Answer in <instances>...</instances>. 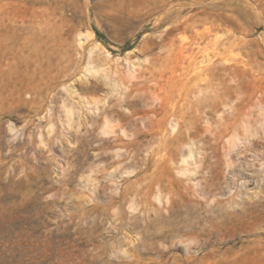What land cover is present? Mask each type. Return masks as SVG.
<instances>
[{"label": "rangeland", "instance_id": "rangeland-1", "mask_svg": "<svg viewBox=\"0 0 264 264\" xmlns=\"http://www.w3.org/2000/svg\"><path fill=\"white\" fill-rule=\"evenodd\" d=\"M59 1L61 4L74 2L79 5L76 11L77 17L65 27L68 41L64 55L70 56L66 58H71L70 63H67L70 67L57 83L53 84L54 88L45 95L44 108L50 110L47 119L41 120L33 113L29 116L28 113H24L19 115L18 121H15L21 130L14 141L15 144L23 143L25 138L32 140L33 134L37 133L42 125L50 145H41L40 136L37 135L31 147L24 150L19 147L11 153L8 146L13 142L12 134L7 119L3 121L6 130L4 135L6 147L0 155V264H159L160 262L157 254L149 252L144 247H140V251L132 258L124 254L127 250L134 252L135 245L131 243L133 234H129L134 223L138 226L137 231L149 225L150 233L145 234L144 240L148 243L156 241L163 247L161 240H153L151 236L158 227L154 219L157 215L155 212L150 218L148 216L147 220L144 219V215L130 220L126 218L124 212L122 216L124 220H119L116 224L114 218H109L108 215L102 216L99 220L97 218L95 233L91 235L95 224V217L91 216L94 201L91 202L88 195L91 194L95 198L96 193H90L85 178L91 175L100 179L101 183H107L111 178L106 175L107 170L116 165L119 159L116 157V148L124 142L131 141L133 137H121L104 142L110 139V136H103L95 124L101 111L81 109L82 104L77 101V121H82V126L79 128L74 124L73 127H68L63 126L61 122L62 101L64 99L72 101L71 95L63 88L64 84L75 81L76 88L82 92L83 87L90 85L91 82H103L102 78L91 76L88 84L79 80V73L86 66V62L84 56L79 54L82 49L78 48L75 37L82 32L94 35V38L86 41L84 46L97 42L108 50L114 59L122 57L119 63L122 73L128 70V64L123 61L124 57L133 51L134 62L139 60L143 62L146 58L152 59L160 55L164 65L159 67L168 70L175 66L180 73L187 70L191 57L196 58V61L200 62L199 65L215 63L219 68L221 87L240 85L239 89L226 93V104L225 107L222 106L220 113L223 124L226 121L236 122V129L232 128L229 132L233 133L235 129L240 137H250L247 142H239V146L231 154V157L238 162L236 173H240L239 176H235L234 167L228 168L226 165L225 157L228 150L225 149L224 143H219L216 145V152L220 159L221 176L218 182L220 189L214 192L208 202L207 199L200 198L205 203L204 209L196 212V208L187 203L185 207L173 213L172 219L179 221L181 225L188 223V219L201 222L195 233V236L199 235V241L192 243V247L201 254L202 243L209 239L211 245L213 244L209 249L221 250L216 253L217 264H264V206L260 205L264 202V90L254 89L256 78L258 76L264 78V0H48L45 7L50 5L55 7L56 2ZM216 3L218 7L214 6ZM95 4L99 9L97 7L92 10ZM71 13L66 11L64 14L71 18ZM207 16L219 20L220 27L215 29L213 40L218 38L222 43H241L235 44L226 51L222 50L223 54L220 57L214 56L211 46L207 51L205 47L209 41L199 39L196 34L207 26L201 23H197L196 28L185 25L186 19L199 22ZM172 40L176 41L175 47L170 46ZM146 42L154 46V54H143L142 49ZM180 45L190 48V52L194 51V55L197 56H189V54L180 56ZM200 47L205 50L199 51ZM54 62H57L56 58ZM243 72L247 75H243ZM262 81L264 86V79ZM109 89L110 87L103 85L94 92L82 93L80 97L92 102L101 101L106 97L107 92H110ZM223 91L225 92L224 89ZM110 95L106 98V106L110 103L112 108L127 114L137 109L141 110L146 102L131 108L120 100L118 93L114 92ZM190 102L192 103L189 100L188 104ZM97 107L103 108V104ZM231 107H234L233 110ZM43 114L45 115L46 112ZM51 115L56 126L49 135L47 124ZM143 115L144 113L140 112L133 117L132 129L144 128L141 119ZM218 116L217 114V119L221 120ZM90 119V124L86 126L85 122H89ZM113 119L115 124L120 123L117 116ZM245 128L250 133H246ZM81 144H83L81 153L76 154L75 149ZM121 153L125 154V150H121ZM139 153H142L141 156L146 155L145 147H142ZM199 156L196 153L195 159L199 160L201 157ZM192 167L200 170L197 165ZM92 170L96 172L92 173ZM120 170L121 168L117 169L118 172L113 170V173L116 180L124 183L123 178H120L122 176ZM207 175L206 173L194 175L195 181L189 184L194 185L196 189L198 187L199 190L202 186H197V183H205ZM135 180L131 177L126 185ZM91 190L94 191L93 186ZM111 192L107 190L106 193ZM192 198L195 199L193 195H188V200ZM100 201H106L105 195L100 196ZM245 205L254 209L248 212V216L242 217L236 225L221 223V219L217 217L221 209L241 210ZM212 207H214L213 211ZM202 228L205 230L201 231ZM187 229L185 228L184 231ZM140 237L142 236H136L138 239ZM176 241L179 242V239ZM179 245L174 252L182 256L186 254L188 244L181 246L179 243ZM213 260L211 259L208 264Z\"/></svg>", "mask_w": 264, "mask_h": 264}, {"label": "bare ground", "instance_id": "bare-ground-1", "mask_svg": "<svg viewBox=\"0 0 264 264\" xmlns=\"http://www.w3.org/2000/svg\"><path fill=\"white\" fill-rule=\"evenodd\" d=\"M47 2L48 0H0V155L6 147L4 143L6 130L3 122L6 119L12 134L11 141L13 142L8 146L11 153L19 147L22 150L31 147L33 141L37 139V135L40 136L41 145H50V140L46 138L42 125L36 131L37 133L33 134L32 140L25 138L23 143H14L21 131L15 123L19 120V115L28 113L29 116L33 113L41 120L47 119L50 110L44 108L45 95L51 88H54L53 84H56L70 67V64L67 65V63H70L71 58L66 59L70 57L67 53L68 56L64 55L68 41L65 27L77 17L76 11L79 5L77 6L74 2L61 4L59 1L56 2L55 7L53 5L45 7ZM214 6L218 7V3ZM97 7L98 5H93L92 10ZM66 11L72 12L71 18L65 16ZM218 21V18L211 19L210 16H207L199 22L186 19L185 25L196 28L198 27L196 24L201 23L207 26L202 32L196 34L199 39L209 41L205 47L207 51L211 46L214 56L220 57L223 54L222 50L226 51L236 43H222L218 38L212 39L215 29L220 27ZM93 38L94 35L88 32L79 33L75 37L78 48L82 49L79 54L84 56L86 62V66L79 73V80L88 84L91 77H99L98 79L102 78L103 82H91L90 85L83 87L82 92L76 88L75 81L71 84H64L63 88L71 95L72 101L67 99L62 101V116L61 114L60 116L63 118L61 122L63 126L67 125L68 127H73L74 124L79 128L82 126L83 122L77 121V101L82 104L81 109L101 111L95 124L103 136H110V139L104 140V142L130 136L133 139L116 148V157L119 159L116 165L107 170L106 175L111 177L107 183H101L100 179L93 178L91 175L85 178L86 187L90 189V193H96L95 198L91 194L88 195L90 201H94L91 216L95 217V219L93 218L95 224H93L91 235L95 233L97 218L99 220L102 216L108 215L109 218H114L116 224L117 221L123 219L124 212L126 218L130 220L137 219L142 215L147 220L148 216L150 218L155 212L157 215L154 219L158 227L155 232L151 233V236L153 240H161L163 247L156 241L148 243L144 240L145 234L150 233L149 225L145 224L146 226L142 230L137 231L138 226L134 223L129 233L133 234L131 243L135 245L134 252L127 250L124 252L125 255L132 258L135 253L140 251V247H144L159 256V264H208L211 259H214L211 264H217L216 253L221 250L219 248L209 249L210 246H213L209 239L202 243L201 254H198L199 250L194 251L195 247H192V243H196L199 238V235L195 236V233L201 222L197 223L195 219H188V223L181 225L172 217L177 209L185 207L187 203L192 204L196 208V212H199V209L205 208V203L200 198L203 197L208 202L214 192L220 189L218 184L221 176L220 159L216 152V145L219 143H224L225 149L228 150H225L227 151L226 165L228 168L234 167L235 176H239L240 173H236L238 162L231 157V154L239 146V142H247L250 137L239 136L235 130V121H226L223 124L221 122L223 117L220 116V113L222 106L225 107L226 104V93L233 89H239L240 85L221 87L219 68L216 64L204 65L203 63V65H199L200 62L198 63L196 58L192 57L191 60L189 59L187 70L180 73L175 66L168 70L159 67L164 65L160 55L152 59L146 58L143 62L140 60L134 62L135 60L132 61V51L127 53L123 59L128 64V70L122 73L119 69L122 57L114 59L111 53L97 42L84 46L86 41ZM175 44L176 41L172 40L170 46L175 47ZM143 46V54H154L153 45L146 42ZM200 49L198 50H205ZM185 54L197 56L194 55V51L190 52V48L180 45L179 55L185 56ZM54 58L57 59V62H54ZM243 75H247L246 72H243ZM263 79L259 76L256 78L255 90H264ZM103 85L110 87V92H107L106 97L101 101L92 102L80 97L102 88ZM114 92L118 93L120 100H123L131 108L146 101L144 108L127 114L112 108L110 103L106 106V98ZM123 95L124 99H122ZM189 100L192 103L188 104ZM100 104H103V108H96ZM140 112L144 113L141 117L144 128L132 129L133 117ZM217 114L221 120L217 119ZM115 116L118 117L119 124L114 123ZM90 122L91 119L89 122H85V125L88 126ZM47 125H49L48 134L50 135L56 126L52 115ZM64 128L66 129V127ZM232 128H235L233 133L229 132ZM247 132L250 133L248 129ZM82 147L83 144L75 149L76 154L81 153ZM142 147H145L147 153L143 156H141L142 153H139L142 151ZM121 150H125V154L121 153ZM210 150L211 153H209ZM196 153L201 156H199V160L195 159ZM194 160L196 161L194 162ZM193 165H197L200 170L193 168ZM118 168H121L122 176L120 178H123L124 183L115 179L113 170L116 172ZM95 172L92 170V173ZM205 173L208 174L205 183H197V186H202L201 189L198 190V187L196 189L194 185L189 184L195 181L194 175H204ZM131 177L136 180L126 185ZM92 186L94 191L91 190ZM107 190L112 192L106 193ZM104 195L106 201H100V196ZM188 195H193L195 199L188 200ZM232 202H235L234 197H232ZM260 205L264 206V202ZM253 209L254 207L249 205H245L241 210L224 211L221 209L217 217L221 219V223L236 225ZM213 210L214 207H212ZM185 228H188L187 231H184ZM204 230L201 229V231ZM210 234L214 235L213 232ZM139 235L142 237L136 238ZM176 239H179V242ZM137 240L138 243H136ZM179 243L181 246L188 244L186 254L182 256L174 252L180 246Z\"/></svg>", "mask_w": 264, "mask_h": 264}]
</instances>
